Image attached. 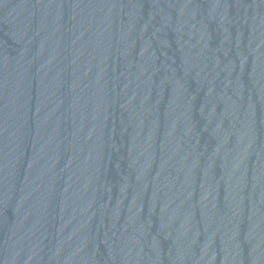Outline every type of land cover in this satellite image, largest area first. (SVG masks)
<instances>
[{
	"label": "water",
	"instance_id": "water-1",
	"mask_svg": "<svg viewBox=\"0 0 264 264\" xmlns=\"http://www.w3.org/2000/svg\"><path fill=\"white\" fill-rule=\"evenodd\" d=\"M0 264H264V0H0Z\"/></svg>",
	"mask_w": 264,
	"mask_h": 264
}]
</instances>
